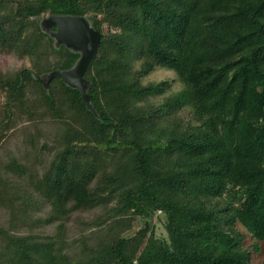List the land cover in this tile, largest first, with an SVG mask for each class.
Instances as JSON below:
<instances>
[{
  "label": "trees",
  "instance_id": "16d2710c",
  "mask_svg": "<svg viewBox=\"0 0 264 264\" xmlns=\"http://www.w3.org/2000/svg\"><path fill=\"white\" fill-rule=\"evenodd\" d=\"M51 15L101 33L93 112L38 81L80 57L41 31ZM0 54L25 63L0 69V264H252L264 0H0ZM157 68L182 88L145 83Z\"/></svg>",
  "mask_w": 264,
  "mask_h": 264
},
{
  "label": "water",
  "instance_id": "95a60500",
  "mask_svg": "<svg viewBox=\"0 0 264 264\" xmlns=\"http://www.w3.org/2000/svg\"><path fill=\"white\" fill-rule=\"evenodd\" d=\"M40 28L54 40L56 48L64 46L80 54V57L71 69L53 71L39 77L38 81L47 88L52 79H61L68 87L79 91L83 104L93 112L87 94L89 82L84 74L97 54L101 33L94 30L82 16H47L41 20Z\"/></svg>",
  "mask_w": 264,
  "mask_h": 264
},
{
  "label": "rangeland",
  "instance_id": "374dc122",
  "mask_svg": "<svg viewBox=\"0 0 264 264\" xmlns=\"http://www.w3.org/2000/svg\"><path fill=\"white\" fill-rule=\"evenodd\" d=\"M23 64L25 63H23L22 61H18L10 56L0 54V69L1 70L6 71L9 69H16L22 66ZM165 80L171 82L172 90L174 92L182 88V85L178 81L175 73L170 70L163 69V68H157L153 73H151L143 81L146 83V82H161ZM237 228L245 236L244 245L246 247H250L251 244L253 243V240L250 238V236L245 232V230L240 225H237ZM155 229H156L157 236L159 237L165 236L164 228L162 226L161 221L155 220ZM251 262L252 264H262L264 262L263 243H260V251L252 254Z\"/></svg>",
  "mask_w": 264,
  "mask_h": 264
}]
</instances>
